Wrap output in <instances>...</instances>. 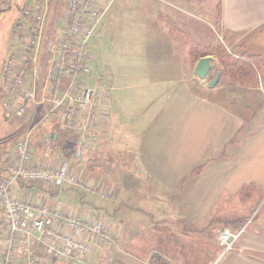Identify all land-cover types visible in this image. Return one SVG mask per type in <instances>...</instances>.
Returning <instances> with one entry per match:
<instances>
[{
  "label": "crops",
  "instance_id": "obj_1",
  "mask_svg": "<svg viewBox=\"0 0 264 264\" xmlns=\"http://www.w3.org/2000/svg\"><path fill=\"white\" fill-rule=\"evenodd\" d=\"M196 3L143 0L144 8L133 14V64L128 62L111 73L109 116L96 128L102 149L97 161L104 162L109 157L108 166H104L111 197L108 206L101 204L95 212L108 219L122 248H127L129 216L127 211L118 210V198L131 199L136 192L129 186L135 183L160 186L166 194L157 200L163 205L141 206L139 211L143 216L139 225L151 231L156 228L158 244L164 234H197L206 228L212 236H218L228 229L240 234L236 249L224 255L228 256L224 264H264V101L258 112L248 113L246 118L244 95L239 97L237 93L250 92L264 98V82L254 89L256 93L245 84L225 82L224 68L213 56L210 74L205 79L195 75L198 61L204 57L192 56L188 45L189 41H198L188 26L193 16L190 5L195 7ZM55 4L52 16L57 10ZM219 4L220 22L228 32L242 34L264 27V0H220ZM107 14L108 11L102 20L101 35L92 39L108 34L104 22ZM182 19L189 24L182 23ZM218 75L211 88L209 82ZM226 88L233 92L228 95ZM249 96L248 106L252 107ZM19 120L21 125L25 121ZM57 127L58 122L51 120L38 135L53 133ZM76 135L73 133L71 138ZM68 142L61 137L59 144ZM59 156V149L48 148L37 136V164L61 162ZM113 161L125 165L116 169L111 165ZM23 187L22 194L27 189L38 199L50 198L52 203L58 199L52 189ZM161 194H143L140 199ZM112 200L115 206L110 204ZM186 243L190 248L197 241ZM173 245L179 248V244Z\"/></svg>",
  "mask_w": 264,
  "mask_h": 264
},
{
  "label": "built area",
  "instance_id": "obj_2",
  "mask_svg": "<svg viewBox=\"0 0 264 264\" xmlns=\"http://www.w3.org/2000/svg\"><path fill=\"white\" fill-rule=\"evenodd\" d=\"M37 0L21 8L14 39L17 48L4 63L3 107L6 117H24L10 157L7 175L0 179V204L5 228L0 264H87L101 247H115V234L104 220L77 214L41 199L20 196V184L48 187L78 185L72 165L64 162L38 165L37 136L52 148L49 134L39 136L45 123L56 120L59 131L79 128L74 155L81 157L91 144L96 146V128L107 121L111 91L104 76L90 65V40L100 32L106 5L103 0ZM51 15V17H50ZM102 92L107 102L101 103ZM78 123V124H77ZM62 163V164H60ZM64 163V164H63ZM60 164V165H59ZM230 249L237 235L221 232Z\"/></svg>",
  "mask_w": 264,
  "mask_h": 264
},
{
  "label": "rangeland",
  "instance_id": "obj_3",
  "mask_svg": "<svg viewBox=\"0 0 264 264\" xmlns=\"http://www.w3.org/2000/svg\"><path fill=\"white\" fill-rule=\"evenodd\" d=\"M33 1L35 0H12L11 6V0H0V170L2 171V174L4 169H7V161L9 162L7 158L13 155V147L17 141V136L13 135L21 125L18 117H12L8 120L5 118V109L3 107L4 96L1 87L2 71L5 59L15 45L13 32L16 21L19 17V10L21 7ZM66 1L67 0H64V4L61 6L58 27L61 25V18L63 17ZM142 1L143 0H108L106 3L107 10L105 13L108 11V14L104 22L107 24L106 32H108V34H103L101 39H92L89 43L90 54L92 56L90 65L99 69V73L104 76L106 85L111 84V73L117 72L123 67V65H128V62L131 63V65L133 64L136 49L132 42L131 35L132 32H135L130 23L133 19L134 12L140 11L144 8L142 6ZM196 1L197 6L194 7L192 4L190 5L192 7L191 14H193V16H190L191 24L182 19V23L189 24L188 26L189 28L191 27V33L197 36L196 40L198 41H189L191 43L188 42L192 56L196 55V57H199L203 54H209L220 63L221 67L225 68L219 58L221 52L232 54L233 59L231 58L230 61H242L241 56L244 54L258 55L255 61L259 64L260 73L257 75L256 79H252L248 85L245 84L246 87L253 89L256 93L254 89L261 86L260 82L262 80L264 82V27L242 34L230 33L222 27L220 22V0ZM52 2H55V0H52ZM133 4L135 5L134 8ZM4 5H6V7H11L4 10L6 9L4 8ZM151 5L155 6V4ZM193 21H195V25H193ZM101 33L102 28L97 36L99 37ZM187 39L191 40L190 36ZM260 56L261 58L259 59ZM232 80L233 79L226 74L225 82L236 84V82ZM231 92L233 91L230 88H226L225 93H228L229 95ZM237 93L239 97L244 95L242 108L244 112L247 113L245 114L246 118L249 116L248 113H255L256 110L258 112V107L260 109L262 108L263 104L261 101H264L263 97L259 98L258 95L250 92L242 93L238 91ZM261 94L263 93L261 92ZM249 95H251L252 107L248 106ZM101 96V103H106V95L102 92ZM72 131L80 130L76 127L72 129ZM52 132L54 133L55 130ZM63 132L67 133L68 131H59L56 141L51 137V134L48 133L50 136L48 137L50 140L49 145H53V149H58V146L60 147L59 151L61 156H59V159H62L61 162L72 165L73 170H76L75 166L78 167V171L75 175L81 182L78 185L67 184L60 190L52 188L54 194L58 196V199L55 200L54 203L51 202L50 198L42 200L48 205H59V207H61L60 203H62L64 209L77 210L79 213L91 215L98 219L100 218L109 225L106 217H103V215H97L95 212V210H98L97 207L101 204L109 205L108 201L111 197V192L109 191L110 188L108 185V173H106V167L104 166L105 164L108 166L109 157H107L104 162L97 161L100 151L102 150L99 147V143L96 146L90 144L88 148L85 149L86 153L81 157L74 155L79 141L78 132H76L77 138L69 140L66 145L59 144V141H61V136L59 134ZM123 155H125V153H123ZM41 159L44 161L46 160L44 158ZM113 164L116 169L117 166L121 168V166L125 165L122 161H118V163L113 161L111 165ZM36 186L40 187L37 191L51 190V188L45 184H39ZM129 187L132 190H135V195L129 200L126 199L125 196H120L116 203L117 208H119L118 210L127 211V216H129V234L127 237L130 241L128 242V247L125 248L123 246V249L117 237L118 244L115 247H101L99 250L96 249L90 258H88L87 264H126L125 262H122L123 260L126 261L127 264H224L228 258V256L224 258V255L233 252L238 246V242L236 241L237 243H234L232 249L224 252L225 247L227 246L221 244L220 237H218L219 235L215 236L213 234L212 236V233L205 231L206 228L203 229V233L197 234H164L162 235L161 244H158L156 228L151 231L148 228L139 225V221L143 217L140 215L139 211L141 206L144 209L146 206L150 205H163V203L159 202L157 199L158 197H165L166 192L163 193L160 186H141L138 183ZM75 188L81 190V193L74 191ZM158 192L162 194L150 195L142 198V200L140 199V196L143 194H155ZM56 196L54 198H56ZM21 197L27 200L36 198L33 197L32 192L28 190H25ZM114 202L115 201L112 200L110 204L115 206ZM81 209H85L86 211L83 210V212H81ZM154 211L156 210H153L152 212ZM2 216L3 213L0 204V262L3 258V241L6 236ZM151 220H157V218ZM182 225L185 226L184 221L182 222ZM185 240L191 242L197 241V244H190L189 248V245ZM173 243L179 244V248L174 249ZM222 252L224 253L221 254ZM91 258L93 259L90 262Z\"/></svg>",
  "mask_w": 264,
  "mask_h": 264
},
{
  "label": "trees",
  "instance_id": "obj_4",
  "mask_svg": "<svg viewBox=\"0 0 264 264\" xmlns=\"http://www.w3.org/2000/svg\"><path fill=\"white\" fill-rule=\"evenodd\" d=\"M205 55H209V54H204L202 56ZM232 54H226L225 52H221V54L219 55L220 60L222 61V63L224 64L225 68H224V73L229 75L230 78H232L234 82H238V83H242V84H246L248 85L252 79H256L257 75L260 73L259 70V64L256 63L257 61H255V59H257L258 55L255 54H244L243 56H241V60H237V61H230V59L232 58ZM261 58V56L259 57V59ZM233 59V58H232ZM260 63V61H259ZM56 130V129H55ZM58 130V129H57ZM69 132V133H68ZM63 132L61 134H59L62 137V140L65 138V141H69V140H74L73 138H71V135L73 133H76V131H68ZM30 186V185H27ZM35 186V185H33ZM26 188V187H25ZM73 189V188H71ZM27 189H24V191ZM74 191L76 192H80L81 190L79 189H74Z\"/></svg>",
  "mask_w": 264,
  "mask_h": 264
},
{
  "label": "water",
  "instance_id": "obj_5",
  "mask_svg": "<svg viewBox=\"0 0 264 264\" xmlns=\"http://www.w3.org/2000/svg\"><path fill=\"white\" fill-rule=\"evenodd\" d=\"M213 57L211 55L209 56H204L202 57L194 70V73L197 77H199L200 79H205L207 77L208 74H210V70L212 69V61ZM219 78V75L213 79H211V81L209 82V86L212 88L214 87V85L217 83Z\"/></svg>",
  "mask_w": 264,
  "mask_h": 264
},
{
  "label": "flooded vegetation",
  "instance_id": "obj_6",
  "mask_svg": "<svg viewBox=\"0 0 264 264\" xmlns=\"http://www.w3.org/2000/svg\"><path fill=\"white\" fill-rule=\"evenodd\" d=\"M2 1V0H1ZM11 6H12V0H11ZM10 6V7H11ZM10 7H6V5H4V8H6V9H4V10H7V9H9ZM15 27H16V25H15ZM14 33H15V29H14Z\"/></svg>",
  "mask_w": 264,
  "mask_h": 264
}]
</instances>
